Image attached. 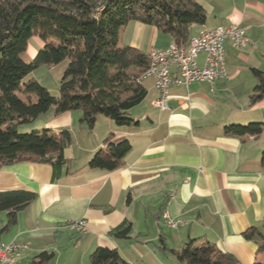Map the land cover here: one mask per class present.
Returning a JSON list of instances; mask_svg holds the SVG:
<instances>
[{"label": "crops", "instance_id": "0c3cea01", "mask_svg": "<svg viewBox=\"0 0 264 264\" xmlns=\"http://www.w3.org/2000/svg\"><path fill=\"white\" fill-rule=\"evenodd\" d=\"M195 1L206 20L190 27L188 39L207 29L208 14L216 13L223 22L217 26L236 23L244 29L247 45L234 48L226 42L225 75L213 84L173 86L168 110L153 106L157 96L153 78H143L146 94L128 111L132 119L128 125L99 115L88 129L81 122V110L43 114L40 130L56 135L68 130L70 143L60 166H53V159L19 156L0 167V191L37 194L18 212L15 224L2 229L7 213L0 218V241L28 246L5 264H28L42 251L54 252L47 264H77L75 249L83 248L86 255L99 246L116 249L133 264H145L146 256L153 258L157 249L171 252L186 239L213 243L239 264H264L259 238L243 234L250 228L263 231L264 225V97L255 103L249 99L257 83L252 68L264 70V0ZM146 26L150 28L143 41ZM158 31L132 21L123 45L140 51L144 45L147 51L142 52L148 54L155 49ZM172 40L169 33L165 45L155 50L167 48ZM203 62L200 54L198 64ZM99 122L104 131L95 134ZM249 122L262 123L258 136L223 133L226 125ZM123 140L130 149L116 157L110 144ZM98 149L102 151L97 154ZM96 156L111 168L92 166ZM164 212L184 223L167 226ZM78 220H85V232L68 226ZM123 222L132 224L130 237L111 236L110 230Z\"/></svg>", "mask_w": 264, "mask_h": 264}, {"label": "trees", "instance_id": "16d2710c", "mask_svg": "<svg viewBox=\"0 0 264 264\" xmlns=\"http://www.w3.org/2000/svg\"><path fill=\"white\" fill-rule=\"evenodd\" d=\"M206 14L195 0H0V167L23 154L32 153L53 166L64 162L63 150L70 143V132L60 135L49 130L21 132L40 115H58L81 110V122L92 129L97 116L117 125L132 122L128 111L141 102L146 90L139 79L149 65L148 55L130 46H119V37L130 21L153 25L186 41L192 25L204 24ZM38 36L45 45L31 62L21 58L28 40ZM66 60L56 95L34 80L24 78L41 65L53 66ZM257 83L250 103L264 97V70L252 68ZM28 94L23 99L19 91ZM261 122L229 124V136H258ZM123 140L110 144L112 153L121 157L130 149ZM92 166L111 168L102 157ZM37 194L28 190L0 191V211L7 213L6 229L17 221L20 210L31 204ZM130 222L110 230L115 238H129ZM244 237L259 238L264 250L263 231L248 229ZM189 239L177 255L178 264H239L235 257L213 243L195 244ZM54 252L42 251L28 264H47ZM90 264H133L120 257L114 248L99 246L89 255ZM253 264H262L255 262Z\"/></svg>", "mask_w": 264, "mask_h": 264}, {"label": "built area", "instance_id": "2783aa9c", "mask_svg": "<svg viewBox=\"0 0 264 264\" xmlns=\"http://www.w3.org/2000/svg\"><path fill=\"white\" fill-rule=\"evenodd\" d=\"M234 48L247 45L248 38L244 29L236 23L200 30L186 41L174 39L162 50L151 49L148 52L149 65L141 74L140 80L149 76L153 78L157 96L152 101L154 107L168 110L169 92L173 86L187 87L191 82L206 81L213 84L225 75V43ZM204 55V62L198 64V56ZM173 196H170L172 198ZM164 223L177 228L184 222L173 220L165 212ZM68 226L79 232L86 231L85 220L70 221ZM28 246L20 242L0 241V264L11 262L18 253Z\"/></svg>", "mask_w": 264, "mask_h": 264}, {"label": "rangeland", "instance_id": "374dc122", "mask_svg": "<svg viewBox=\"0 0 264 264\" xmlns=\"http://www.w3.org/2000/svg\"><path fill=\"white\" fill-rule=\"evenodd\" d=\"M226 2H227V0L225 1V3ZM215 14H208L207 21H206V27L207 28L216 27L217 25L223 24V22H219V18H220L219 14H217V15H215ZM131 25H132V21H130V23L128 24V27H127V29L125 31L126 33L129 30V28L131 27ZM145 28H146V31H145L144 36H143V41L148 36V30H149L150 27L146 26ZM126 33L123 34V38H122V41H121L122 45H119L120 47H124L125 46L123 44H125L126 40H127ZM168 37H169V33L168 32L159 30L158 31V36H157V39H156L158 41L156 42V44L154 46L155 49H159L160 47L164 46L166 40H168ZM44 45H45V43L41 39H39L38 36L31 37L28 40V43H27V46H26L25 50L23 52H21V58L25 62H31L32 59L34 58L35 54L37 53V51L40 48H42ZM146 49L147 48H145L144 45L141 47V50L144 51V52L147 51ZM66 63H67L66 60H64V61L60 62L59 64H56V65H53V66L41 65L37 69H35L33 72L28 74L24 78V81L34 80L37 83H39L40 85H42L43 87H45L51 94L56 95L57 91H58V87H59V82H60V80L62 78L63 71H64V68L66 66ZM18 95L20 97H22L23 99L32 98L31 96L28 97V94L23 93L22 90L19 91ZM100 118H105V117H100ZM99 120H101V119H99ZM44 121H45L44 115H40L38 117V119H36L34 122H32L30 124L22 125L24 127H21L20 131L21 132H30L32 130L43 131L44 129L40 130L39 127H42ZM235 124H240V123H235ZM103 131H104L103 126L99 122L98 123V127H97V131H96L95 134H97V133L100 134ZM73 134L75 135V128L73 130ZM93 136H95V135H93ZM102 143L106 145L105 141H102ZM101 151H102L101 149H98L97 154L100 153ZM23 156L31 158V157H36L37 155L32 154V153H27V154H23L22 157ZM4 213H5V211H0V215L2 214V217H0V218L3 219ZM188 241H189V239H186V240H184V242L182 244H176L175 245L176 250L177 251H181L182 247ZM82 251H83V248H81L78 251H76V249H75V259L77 260V261L75 260V262L77 264H90V262H89V255L90 254L88 253L86 255H83ZM140 253H142V252H140ZM122 257H124V256H122ZM144 260H145V264H178L179 263L176 254L171 253L169 251H161V250H158V249H157V253H155L153 258H151L150 255H149V256H146V259H144Z\"/></svg>", "mask_w": 264, "mask_h": 264}]
</instances>
